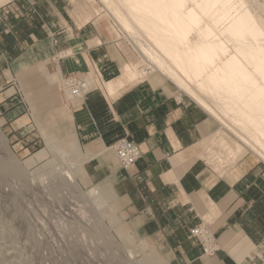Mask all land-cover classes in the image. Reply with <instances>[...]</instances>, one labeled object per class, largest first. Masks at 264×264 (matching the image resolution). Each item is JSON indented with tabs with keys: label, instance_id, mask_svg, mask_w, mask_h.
Wrapping results in <instances>:
<instances>
[{
	"label": "crops",
	"instance_id": "crops-1",
	"mask_svg": "<svg viewBox=\"0 0 264 264\" xmlns=\"http://www.w3.org/2000/svg\"><path fill=\"white\" fill-rule=\"evenodd\" d=\"M82 5L0 0V80L9 86L0 111L9 134L24 137L29 121L18 122L28 116L25 98L35 113L52 114L49 126L65 123L67 141L80 145L93 174L112 187L132 237L166 264H264V162L248 153L218 170L208 164L199 153L218 121L162 75L117 81L133 59L122 62L119 37L93 17L97 9L88 13ZM93 65L114 83L113 91L104 84L67 101L52 75L61 80ZM122 137L141 148L128 169L112 148ZM200 224L211 233L210 254L190 234Z\"/></svg>",
	"mask_w": 264,
	"mask_h": 264
},
{
	"label": "bare ground",
	"instance_id": "bare-ground-1",
	"mask_svg": "<svg viewBox=\"0 0 264 264\" xmlns=\"http://www.w3.org/2000/svg\"><path fill=\"white\" fill-rule=\"evenodd\" d=\"M99 1L143 61L137 68L125 65L117 81L159 72L219 122L205 140L202 158L217 168L248 153L264 162V11L255 1ZM106 86L113 91V82ZM40 126L44 134L42 121ZM46 140L61 161L71 162L73 156L89 160L76 141L62 146L57 136ZM72 164L76 173L82 171L81 164ZM62 176L73 179L71 173ZM103 191L89 188L86 201L90 197L97 207L106 204Z\"/></svg>",
	"mask_w": 264,
	"mask_h": 264
},
{
	"label": "rangeland",
	"instance_id": "rangeland-1",
	"mask_svg": "<svg viewBox=\"0 0 264 264\" xmlns=\"http://www.w3.org/2000/svg\"><path fill=\"white\" fill-rule=\"evenodd\" d=\"M82 1L88 13L97 9L99 15L93 17L108 22L119 37L124 50L122 62L133 59V67L142 66L139 51L135 50L137 46L121 32L104 4L99 0ZM252 2L264 11V0ZM154 77L162 78L159 72L150 71L147 78ZM51 79L60 89V77L54 74ZM107 80L108 76L105 84ZM8 88L0 80V101ZM18 100L22 103L20 96ZM25 101L24 114L28 116L18 123L29 121V124L20 133H25L18 139H24L20 144L16 136L9 134L8 123H4L0 111V264H166L146 241L132 237L112 187L93 174V169L88 167L90 159L73 156L71 162L61 161L60 154L52 152L46 137L57 136L60 144L66 146L70 139L66 124L62 122L60 128L49 126L52 114L39 115L26 98ZM38 121L45 127L44 134ZM21 145L25 148L20 149ZM73 162L81 164L80 173L74 171ZM208 164L221 168L215 163ZM69 173L73 179L65 180L62 175ZM95 185L104 190L106 204L101 208L90 197V202L86 201L85 192Z\"/></svg>",
	"mask_w": 264,
	"mask_h": 264
},
{
	"label": "built area",
	"instance_id": "built-area-1",
	"mask_svg": "<svg viewBox=\"0 0 264 264\" xmlns=\"http://www.w3.org/2000/svg\"><path fill=\"white\" fill-rule=\"evenodd\" d=\"M105 81L102 71L96 65L88 72L77 76L61 79L60 90L67 101L84 97L88 92L104 87ZM120 167L128 169L141 155V148L137 142L129 137L120 138L113 146ZM190 234L198 237L203 245L205 254L214 251L215 246L211 233L204 224L190 229Z\"/></svg>",
	"mask_w": 264,
	"mask_h": 264
}]
</instances>
